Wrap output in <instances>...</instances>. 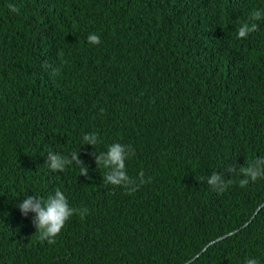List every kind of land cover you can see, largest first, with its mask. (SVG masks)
<instances>
[{"label":"trees","instance_id":"trees-1","mask_svg":"<svg viewBox=\"0 0 264 264\" xmlns=\"http://www.w3.org/2000/svg\"><path fill=\"white\" fill-rule=\"evenodd\" d=\"M243 23L257 29L238 38ZM115 141L134 192L105 180ZM49 152L86 175L51 170ZM248 166L264 172V0H0V264H182L206 244L189 264H264ZM54 189L87 215L49 244L18 205Z\"/></svg>","mask_w":264,"mask_h":264},{"label":"clouds","instance_id":"clouds-1","mask_svg":"<svg viewBox=\"0 0 264 264\" xmlns=\"http://www.w3.org/2000/svg\"><path fill=\"white\" fill-rule=\"evenodd\" d=\"M8 9L12 13H18L19 9L14 4H9ZM262 18V13L259 10H256L252 13L253 20H259ZM257 25L255 23L248 24L243 23L240 25L237 31L238 38H246L249 33L256 31ZM87 41L90 44H99L100 37L96 34H89L87 37ZM198 98L200 99L199 95L196 93ZM137 134V128H134ZM84 141L95 145L97 143V138L95 133H89L88 135L84 136ZM108 151L104 158L105 167L112 166V170L105 175V180L107 183L111 185H124L126 187V192H134L136 188L134 187L137 180L130 179V177L124 171L125 164V150L130 151L131 146L125 145L121 142H112L108 144ZM134 154V153H133ZM71 159L69 156H64L58 153L49 152L47 155L48 166L51 170L54 171H61L63 172L67 165H71L76 163L80 165V175H86L87 169L82 165V162L78 160L77 153L70 154ZM97 163H100L99 158L97 159ZM240 171L248 177V179H242L239 181L240 187H245L249 183V181H256L260 177H264V172H262L259 168L253 169L251 166L248 167H241ZM143 172L141 171L138 174L139 182L141 184L146 183L145 179H149L155 182H169L170 175L167 174H148L145 173L143 176ZM123 182V183H122ZM207 183L218 192H223L228 187L230 181L224 180L220 175L213 173L211 177L208 178ZM69 196L64 194L59 189H54L53 191L49 192L46 195H35L30 194L19 203L18 207L22 214H27L29 211L34 212L36 214L35 220L33 223L35 224L36 231L39 232V238L41 240H47L49 244L55 243V237L60 233L61 229L64 227L66 221L74 214L79 213L81 219L85 215H87V209H83V214L78 209H74L69 207ZM264 205L262 202L254 213H257L260 207ZM204 217L209 222H214L217 219L208 205L205 204L203 210ZM253 217V216H252ZM251 217V219H252ZM203 232V231H202ZM235 231H230L226 235H231ZM204 234V233H203ZM221 237L217 238L216 240L220 239ZM211 243V242H210ZM208 244L204 245L199 253L194 255L188 261L182 264H189L195 258H197L202 251L207 247ZM244 264H258L256 258H248L244 261Z\"/></svg>","mask_w":264,"mask_h":264},{"label":"rangeland","instance_id":"rangeland-1","mask_svg":"<svg viewBox=\"0 0 264 264\" xmlns=\"http://www.w3.org/2000/svg\"><path fill=\"white\" fill-rule=\"evenodd\" d=\"M141 137H146V136H141Z\"/></svg>","mask_w":264,"mask_h":264}]
</instances>
